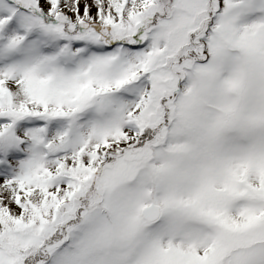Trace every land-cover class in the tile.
<instances>
[{
	"label": "snow or ice",
	"instance_id": "1",
	"mask_svg": "<svg viewBox=\"0 0 264 264\" xmlns=\"http://www.w3.org/2000/svg\"><path fill=\"white\" fill-rule=\"evenodd\" d=\"M0 264H264V0H0Z\"/></svg>",
	"mask_w": 264,
	"mask_h": 264
}]
</instances>
